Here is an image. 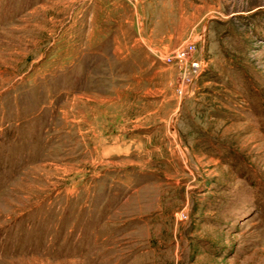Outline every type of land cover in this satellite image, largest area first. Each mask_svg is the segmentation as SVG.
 <instances>
[{"label": "rangeland", "instance_id": "374dc122", "mask_svg": "<svg viewBox=\"0 0 264 264\" xmlns=\"http://www.w3.org/2000/svg\"><path fill=\"white\" fill-rule=\"evenodd\" d=\"M0 264H264V0H0Z\"/></svg>", "mask_w": 264, "mask_h": 264}, {"label": "built area", "instance_id": "2783aa9c", "mask_svg": "<svg viewBox=\"0 0 264 264\" xmlns=\"http://www.w3.org/2000/svg\"><path fill=\"white\" fill-rule=\"evenodd\" d=\"M199 69H201V66L199 67ZM199 69H198V70H199ZM198 70H197V72H198Z\"/></svg>", "mask_w": 264, "mask_h": 264}]
</instances>
